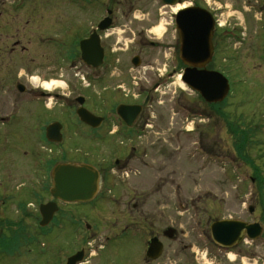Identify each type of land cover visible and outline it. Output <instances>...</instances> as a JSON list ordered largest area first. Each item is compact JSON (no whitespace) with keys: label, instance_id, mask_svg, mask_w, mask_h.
I'll use <instances>...</instances> for the list:
<instances>
[{"label":"rangeland","instance_id":"rangeland-1","mask_svg":"<svg viewBox=\"0 0 264 264\" xmlns=\"http://www.w3.org/2000/svg\"><path fill=\"white\" fill-rule=\"evenodd\" d=\"M46 1L0 0V231L9 234L12 226L13 231L24 229L22 237L33 232L37 235L35 244L21 242L23 249L19 248V251L14 243L16 233L9 235L8 238L13 237L10 243L0 232V264H59L62 251L67 250L64 240L72 234L70 231L52 230L45 235L38 224L36 227L35 214L39 215L36 209L47 198L42 196L45 192L42 191L43 186L48 184L43 166L48 167L47 157H52L55 162L60 159L94 165L96 161L93 139L85 138V128L75 113L79 96L87 98L86 108L91 111L98 109L97 101L92 98L93 87L84 79L88 70L71 68L66 62L71 54L56 49L48 38H63L64 33L74 29L75 20L88 21L91 14L86 10L80 16L79 6L66 4L67 0H54L52 6ZM192 1L182 0L183 4ZM197 1L208 8L217 21L214 36L217 50L215 62H212L215 66L208 68L219 70L230 79L231 94L225 109L223 103L212 108L181 82L175 98L164 101L172 109L180 108L181 128L193 125L196 131L186 133L182 128L177 142L180 148L183 147L180 167L176 170L174 184L166 186L172 191L180 190L183 206L178 209V203L172 202V208L151 214L160 222L155 223L156 226L161 229L175 227L177 235L199 251V263L194 264H263L262 238L243 246L242 262L243 257L238 255L237 249L228 252L230 258L217 250L212 251L210 225L217 219L231 218L258 221L264 226L260 221L264 216V15L261 14L264 0ZM51 15L55 19L53 24L58 26H49ZM70 20H74L73 24H68ZM221 31L226 34L224 40L219 37ZM75 34L73 32V36ZM119 54L120 59L126 60L134 53L127 55L119 51ZM117 81L129 89L125 75L123 80ZM19 82L26 86L25 93L17 90ZM45 82L53 83L52 89H47ZM175 86L178 89V81ZM41 92L52 95L44 97ZM194 109L205 112L206 118L201 120ZM175 117L171 111V116L158 114L157 120L165 125L170 123L174 128ZM53 121L64 125V138L59 146H51L43 140V124L50 125ZM167 134L169 132L163 137L168 145L174 137L167 138ZM238 143L240 149L237 148ZM190 153L194 155L193 160L189 159ZM253 175L257 178L255 182L252 181ZM33 189L38 198L31 195ZM194 198L201 199L198 208L192 204ZM28 201H32L34 206L19 207L20 203L24 206ZM94 204L97 202L70 204L75 220L78 221L80 215L92 221L89 212ZM103 205L110 207L104 221L118 222L117 227L111 225V230L104 231L113 237L109 247L114 245V249L110 254L106 253L111 259L108 262L143 264L145 233L139 209L134 212L133 209L118 208L115 214L109 201ZM251 206L255 208L254 214L249 212ZM70 221L75 223L72 218ZM100 222L98 227L104 226ZM127 226L128 229H124ZM120 229L124 237L115 239ZM104 232L100 233L101 237ZM102 241L99 237L92 241L95 251L100 254L107 252H102ZM99 243L102 245L98 249ZM191 252L190 256H175L174 252L165 250L156 264H191L188 260ZM90 260L93 264L94 259Z\"/></svg>","mask_w":264,"mask_h":264},{"label":"flooded vegetation","instance_id":"flooded-vegetation-1","mask_svg":"<svg viewBox=\"0 0 264 264\" xmlns=\"http://www.w3.org/2000/svg\"><path fill=\"white\" fill-rule=\"evenodd\" d=\"M53 1L47 0L46 2L52 6ZM65 3L78 5V9L81 11L80 16L86 10L91 14L88 21L84 19L80 22L68 21V24H73L74 21L72 26L74 29L64 33L63 38H48L52 44L54 43L56 49L71 54L66 61L71 65V68L79 67L88 70L84 79L88 85L93 87L92 98L97 101L98 109L92 111L97 119L94 120L95 126L87 125L82 121L81 124L85 128L84 132L87 135L85 138L91 137L95 145L96 161L94 166L99 172V190L96 198L88 202H97L89 212L93 220L80 215H78V221L75 220L76 217L73 216L75 212L70 205L73 203L55 198L51 193L53 168L58 160L55 163L52 157H47L46 165L48 167H43L46 175L45 180L48 184L43 186L42 191L45 190L43 195L40 193L47 198L38 205V210L36 209L39 214L38 216L35 214L36 227L38 224L40 231H43L45 235H48L52 230L70 231L72 234L71 237L64 240L67 250L62 251L59 264H68L72 256L81 258V260L77 259L75 264H91L90 259H94L93 264H112V262H108L111 259L107 257V254H110L114 249V245L109 247L113 237L107 234L108 231L107 233L104 231L111 230V225L117 227L118 222L104 221L107 209L110 207L103 204L109 201L113 205L112 212L115 214H117L118 208L133 209L134 212L139 209L142 229L145 233L143 264L158 263L165 250L174 252L175 256L181 254L190 256L189 252L192 251V256L188 258L189 262L191 264L199 263V251H196L191 243L189 245L184 242V238L177 235L175 227L161 229L156 226L155 223L159 224L160 222L156 221L155 216L151 213L159 214L167 207L172 208V202L178 203V209L183 206L180 190L172 191L166 186L174 184L176 170H179L180 167L183 147L180 148V144L177 142L181 137L182 128L186 133H193L196 130L193 125H183L181 128L180 122L183 119L180 108L172 109L170 105H165L164 101L175 98L174 95L180 91L181 74L187 67L181 57L182 33L178 21L179 15L184 8L188 7H200L207 10L208 8L197 0L188 4H183L182 0H67ZM54 21V15H51L50 27L57 25L53 24ZM66 30L68 31V29ZM73 32L76 33L74 36ZM83 43L88 51L94 52V62H100L97 66L87 63L83 59ZM119 51H124L127 55L134 54L128 59L122 60L119 58ZM78 58L79 60L76 61ZM212 62L215 61L212 60L207 68L210 65L215 66V63ZM124 75L129 86L128 90L117 81V79L123 80ZM177 81L178 89L175 86ZM128 82H131V85ZM19 84L25 86L19 82L17 87ZM25 89L27 90V88ZM192 91L199 94L195 90ZM41 95L49 97L52 94L42 92ZM207 103L212 108L215 105L219 107L223 103V109H225L226 100L221 103ZM88 109L90 108L88 107ZM171 111L176 116L174 128L170 123L165 125L162 124V121L157 120L158 114H162V117L165 113L171 116ZM194 111L201 116V120L206 118L205 112L196 109ZM221 113L225 115L224 111ZM43 128L45 139L47 125L43 124ZM166 132H169L167 138L174 137L173 140L168 141V145L166 144L167 140L163 137ZM62 133L64 137L63 130ZM45 142L51 144L49 141ZM203 143L202 141L201 144ZM192 157L194 155L190 153L189 159L193 160ZM61 161L64 162V160ZM173 166L176 168H172ZM39 171L41 172L40 168ZM255 180V177H252V181ZM151 182L153 184L150 186ZM34 191L35 189L31 195L38 198V194ZM200 200L199 198L192 199L195 208H198ZM49 202L55 203L50 207L55 212L51 216V221L46 226H41L43 219L41 205ZM99 202L101 204L98 205ZM29 206H34V203L28 201L24 206L20 203L19 207ZM249 212L254 214L255 208H249ZM71 218L75 223H71ZM99 221L104 226L98 227ZM260 221L264 223V216ZM260 225L263 226L261 223ZM124 229H128V226ZM9 230V234L1 230V235L3 233L6 235L5 238H8L9 235L16 233L14 243L19 251V248L23 249L21 242L35 244L37 241L36 232L32 231L33 234L30 233V235L22 237L24 229L16 228L13 231L11 226ZM101 232H104L103 237L100 235ZM262 234L263 236L261 235L259 239L264 240V226ZM1 235L0 240L2 239ZM95 237H99L101 241L103 239L102 247L104 249L102 252L105 250L107 252L100 254L95 251V247L92 246ZM123 237V230H117L115 239ZM5 238L3 237V239ZM12 238L6 240L11 243ZM155 238L161 243L162 253L153 258L148 255V252L152 240ZM210 239L212 251L217 250L228 258H230L228 252L235 249H237L238 255L243 257V246L250 241L257 240L244 238L245 240L243 239L233 247H224L212 239L211 225ZM169 242H175V244ZM69 243L72 245L70 246ZM102 243H99L98 249ZM4 252L8 253L6 249ZM262 263L264 264V262Z\"/></svg>","mask_w":264,"mask_h":264},{"label":"water","instance_id":"water-1","mask_svg":"<svg viewBox=\"0 0 264 264\" xmlns=\"http://www.w3.org/2000/svg\"><path fill=\"white\" fill-rule=\"evenodd\" d=\"M178 21L182 33L181 56L183 61L188 64L183 76L184 82L199 91L208 102L224 100L230 90L228 78L217 71L206 69L214 53L212 38L215 19L213 15L206 9L192 7L182 10ZM82 49L83 58L87 63L94 66L100 63L94 62V52L88 51L85 43H83ZM18 88L22 92L25 91V87L22 85H19ZM79 100L83 104L84 99ZM78 115L84 122L95 125L93 119L96 117L83 106L78 109ZM61 128L62 125L58 122L51 124L47 128L48 138L60 141L62 138ZM98 179V172L90 165H58L54 169V186L51 193L54 197L65 201H89L96 193ZM53 205L55 203L41 206L43 216L41 225H46L51 220V216L55 211L50 208ZM261 233L262 228L259 224H248L240 220H217L211 225L213 240L222 246L232 247L239 243L246 234L250 238H257ZM161 253V243L155 238L152 240L148 255L156 258ZM76 257L72 256L68 264H75L77 259H81L78 256Z\"/></svg>","mask_w":264,"mask_h":264},{"label":"bare ground","instance_id":"bare-ground-1","mask_svg":"<svg viewBox=\"0 0 264 264\" xmlns=\"http://www.w3.org/2000/svg\"><path fill=\"white\" fill-rule=\"evenodd\" d=\"M45 84V86L47 87V89H52V85H53V83H44Z\"/></svg>","mask_w":264,"mask_h":264},{"label":"trees","instance_id":"trees-1","mask_svg":"<svg viewBox=\"0 0 264 264\" xmlns=\"http://www.w3.org/2000/svg\"><path fill=\"white\" fill-rule=\"evenodd\" d=\"M237 148L240 149V143L237 144Z\"/></svg>","mask_w":264,"mask_h":264}]
</instances>
